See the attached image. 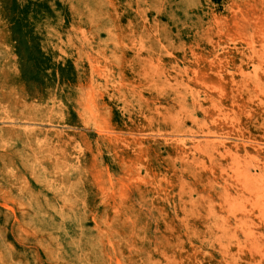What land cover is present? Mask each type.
Returning <instances> with one entry per match:
<instances>
[{
  "label": "rangeland",
  "instance_id": "obj_1",
  "mask_svg": "<svg viewBox=\"0 0 264 264\" xmlns=\"http://www.w3.org/2000/svg\"><path fill=\"white\" fill-rule=\"evenodd\" d=\"M0 264H264V0H0Z\"/></svg>",
  "mask_w": 264,
  "mask_h": 264
}]
</instances>
